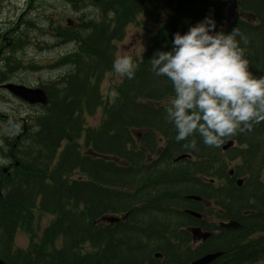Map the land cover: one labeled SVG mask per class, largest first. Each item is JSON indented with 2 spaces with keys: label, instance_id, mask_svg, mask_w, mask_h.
<instances>
[{
  "label": "trees",
  "instance_id": "trees-1",
  "mask_svg": "<svg viewBox=\"0 0 264 264\" xmlns=\"http://www.w3.org/2000/svg\"><path fill=\"white\" fill-rule=\"evenodd\" d=\"M146 1L148 0H112L109 2L110 6L105 3L106 7L112 8L110 12L116 17L112 26L123 15L129 17L128 20L125 19L128 22L142 13ZM232 1L234 4H241L240 0ZM254 1L264 7L263 0ZM228 3L229 0H189L188 8L185 10L179 2V17H174L173 9L169 14L171 18L168 26L152 33L153 42L148 52L144 54L146 60L137 68L140 75L132 80L125 78L120 85L113 87L115 103L111 102L109 110L103 109L104 120L95 129L85 126L83 116L85 113L92 114L94 106H101L99 82L106 73L112 72L115 49L111 46V41L116 39L115 34L120 25L111 30L109 22H104L95 32L89 31L85 38L87 43L80 46L77 54L66 56L76 73L71 79L79 77L80 83L76 80L70 81L68 77V86L62 90L63 99L58 101L55 107L50 101L45 112L35 119L36 125L39 123L41 127L44 139L35 148L37 151L35 158L39 164L36 168L33 165L34 168L30 171L31 174L34 172L31 188L33 197L30 205L26 201H17L15 199L18 189H12L7 194L6 202L0 204V264H181L179 260L182 254L179 246L170 244L173 243L170 230L160 225L157 219L149 220L140 214L132 213L124 222L112 227L94 226L92 222L103 214L126 211L125 201L133 198H127L123 187L127 172L132 168V164L128 169L122 164L123 160L129 159L126 144L130 142L129 129L151 127L147 125H152L156 120L163 124L167 122L166 113L162 110H153L143 103L137 104L138 101L156 102L169 99V96L172 99L174 96L171 82L164 77H156L153 74V80L161 83L158 86L150 79L145 86L140 84L146 76L144 72H152L150 60L153 55L156 51H170L174 34L187 32L186 26L192 23L187 15L197 23L206 15L216 14V23L219 24L221 9L228 6ZM134 5L136 6L133 8ZM234 29L232 27L224 33H231ZM236 29L243 31L241 28ZM120 33H123V28ZM237 39L239 40V37ZM91 41L96 43L92 45ZM241 47L244 48L252 75L258 79L264 78V43L249 42L246 47L241 43ZM149 54L150 59H147ZM141 87L145 90L139 91L138 88ZM136 110L142 112L144 119L149 118L150 121H137ZM172 132L171 129L165 135L169 142L172 139ZM189 139L197 141L198 150H192L198 160V165L194 169L207 170L199 174L206 176L221 174L223 178H227V167L223 165L221 169L214 168L222 158L235 161L237 153L243 158L241 163L233 166V169L238 177L245 175L246 184L251 182L250 178L255 174V169L264 166V123L255 125L251 132L230 138L243 147V151L240 152L232 150L233 157L223 156L219 149L205 146L198 135ZM81 141L85 142L87 147H79ZM186 143L188 141L178 142L179 150L174 149L173 153H184L182 147ZM85 149L102 158L94 159L90 155H83L81 150ZM210 149L215 151L213 155ZM45 152H49V157L44 156ZM131 154L136 157L134 152ZM196 154L204 156L198 157ZM44 158L47 160L43 165ZM207 158L209 160L204 161ZM258 158L261 160L256 166L251 167L250 159ZM90 164H94L92 172ZM61 177L64 178L63 181ZM29 183L30 181L25 185ZM138 183L137 179L133 180V185ZM255 184V190L262 191L263 185L258 180ZM204 190L193 195L199 193L205 194L206 197L212 195L211 187H204ZM253 198L252 194L244 197V205ZM45 213H49L52 220L40 230L38 222ZM31 222L34 223L35 229L30 235V240L36 244L32 245L30 241V247L36 248L37 251L16 252L11 245L12 236L19 229H29ZM138 224L157 226V234H148L147 238H144L145 235L137 234L135 230ZM241 232L239 264H255L258 253L264 255V252L255 250L250 240L254 232L253 223L242 225ZM150 241L155 244L152 245L153 242ZM159 250L164 254L163 261L151 257ZM234 254L233 250L232 257Z\"/></svg>",
  "mask_w": 264,
  "mask_h": 264
},
{
  "label": "flooded vegetation",
  "instance_id": "flooded-vegetation-1",
  "mask_svg": "<svg viewBox=\"0 0 264 264\" xmlns=\"http://www.w3.org/2000/svg\"><path fill=\"white\" fill-rule=\"evenodd\" d=\"M61 1L70 5L75 13L80 12H76L74 6L80 8L84 2L83 0ZM111 1L109 0V2ZM240 1L241 4L230 3L229 7L224 6L221 9L220 21L216 30L226 31L232 27L241 28L244 31L241 32L249 42H264V12L258 10L254 0ZM17 4L22 5L23 9L15 30L21 27L28 30L31 27L38 31V35L29 39L26 34L16 37L15 34L9 35L0 31V204L6 202L7 194L12 189H18L15 200L20 202L31 200V192L30 190L28 192V189H30L33 180L30 171L34 162L33 151L37 139L35 134L37 127L34 128L33 125V111L36 107L29 106L12 97L3 90V85L15 84L28 88L38 87L43 90L45 87L47 92L44 91L47 96L50 97L53 92V96H55V90L60 85L61 87L65 85L64 75L63 80L58 77V79L51 80L52 82H38L36 84L28 83L22 78V71L34 73V58L36 56H34L31 45L39 46V53L46 49L45 42H50L53 46H81L87 43L86 39L82 37V33L95 31L99 28L94 21L89 22L82 30L83 24L72 22L66 18H58L59 24L55 27L56 33L54 34L43 24H35L34 19L28 17L27 9L41 17L42 21H46L48 17L54 16L50 7H57V4L53 2L50 4L49 0H21ZM2 6L6 5L0 0V7ZM89 16V14H84V17ZM22 20L25 22L21 24ZM60 23L65 27H62ZM90 43L93 45L96 42L91 41ZM62 62L63 60L59 66L63 65ZM154 85L158 84L155 83ZM138 90L144 91L145 88L141 87ZM22 109H28L29 113H24L21 116V112H24ZM44 112L38 110L39 115ZM171 129L173 130L172 139L169 142L165 135ZM176 134L174 126L168 121L163 124L156 120L151 127L139 130L133 146L135 147V155L143 169L140 170L135 179L137 161L130 157L133 150L132 146L128 145L127 156L129 159L124 161V165L129 168L132 164V168L127 172L123 187H125L127 198H133L125 201L126 211L140 214L149 220L155 217L163 219L160 220V225L170 228L173 237L182 235L185 237V243L184 239H179L181 245L184 243L181 252L192 255L191 261H196L195 259L201 256L215 252L222 253V257H227V261H230L231 248L235 243H240L242 225L245 226L251 222L253 224L260 223L259 228L254 231L253 239L256 244L259 240L264 239V195L255 196L250 201L252 202L251 208L242 209L238 203L234 204L231 200L232 196H239L237 192L240 188L237 187L239 183L234 181V175L229 174L227 178L218 177L219 182L216 180L215 183L207 182L204 177L197 175L194 177L195 182L189 181L188 175L193 173L192 170L197 167L198 162L193 161L191 166L187 167L183 165V159L176 161L178 157L184 156L183 153H173L172 146L176 141ZM129 138L132 139L130 135ZM168 155L170 156L168 157ZM167 157L168 161L166 160ZM179 163L182 164L178 166ZM221 163L224 162L219 160L214 170L221 169L224 165ZM184 169H187L185 174H183ZM90 170L91 172L94 170V164H90ZM26 171L30 173H26ZM179 176L184 181L185 186L191 187L190 196L183 195L180 201L177 199L175 189ZM62 179L64 178L61 177ZM136 179L139 183L133 185V180ZM47 180L49 181V177ZM28 181L30 183L25 185ZM228 181H233V183L230 184ZM204 187H211L212 195L210 197L201 193L193 195L198 191L204 192ZM231 222L238 223L240 227L236 229L221 227L222 224ZM138 227L144 229L142 235L157 234V226L138 224ZM193 230L201 231V234L202 232L210 234V236L205 240L194 241Z\"/></svg>",
  "mask_w": 264,
  "mask_h": 264
},
{
  "label": "clouds",
  "instance_id": "clouds-1",
  "mask_svg": "<svg viewBox=\"0 0 264 264\" xmlns=\"http://www.w3.org/2000/svg\"><path fill=\"white\" fill-rule=\"evenodd\" d=\"M214 15H206L186 33L177 32L170 51H156L151 71L171 82L174 93L166 119L176 130V141H188L197 149L199 136L210 148H220L225 139L251 132L264 123V78L249 70L244 48L249 43L237 29L217 31ZM239 37V40L237 39ZM113 70L128 80L137 66L127 55L116 58Z\"/></svg>",
  "mask_w": 264,
  "mask_h": 264
},
{
  "label": "rangeland",
  "instance_id": "rangeland-1",
  "mask_svg": "<svg viewBox=\"0 0 264 264\" xmlns=\"http://www.w3.org/2000/svg\"><path fill=\"white\" fill-rule=\"evenodd\" d=\"M6 6L0 7V31L2 33H7L9 35L15 34L16 37L18 36H24L25 34L29 37V39L34 38L38 35V31L33 30L31 27L27 30L25 28H18L15 30L16 25L18 23V20L21 17V11L23 9L22 5H17L18 2L16 0H2ZM157 2V4H160L165 8L167 3L171 0H154ZM173 3H175L176 0H172ZM50 4L53 2L57 4V7H50L51 10L54 12V16L52 18L48 17L46 21H42L41 17H38L32 10L27 9V15L30 19H34L35 24H43L45 27L51 31V33H56L55 27L59 22L57 21L58 18H66L71 20L72 22H79L81 23L82 30L85 28V26L88 25L89 22H94L93 19L90 17H84V14L82 12L80 13H75L71 6L68 4H64L61 0H49ZM41 3V2H40ZM182 2L180 1V5ZM179 5V2H178ZM178 5L175 8L174 12V17L177 18L179 17L178 13ZM186 10V7H184ZM166 12H168L166 10ZM170 12V11H169ZM45 17V16H43ZM188 17V15H187ZM147 19V24L145 30H139L135 28H130L126 30V34L123 37L121 42H116V55L115 59L127 55L130 56L133 59H139L141 53L146 49V41H147V35H148V30H154V29H159V27L162 24V16H158V21L152 22L151 20L148 21V17L146 16ZM165 20V17H164ZM163 20V22H164ZM25 21L22 20L20 23H24ZM61 24V23H60ZM62 27H65L63 24H61ZM56 40V38H55ZM35 44V43H33ZM45 47L46 49L42 52H38V49L40 48L39 46H32L31 49L35 54H40L41 58L44 60L45 64H48L49 68H45L39 71H36L37 69H34V73H31L29 71H22V78L28 82V83H38V82H52L51 80L53 79H58V77L62 78L63 75L65 76L67 73H69L72 69V66H65V65H58V57L64 56L66 54H74L76 51L74 50L75 48L72 46H59V47H53L50 42H45ZM141 49L140 52L138 49ZM75 51V52H74ZM70 54V55H71ZM29 56H31V53H29ZM37 59V57H36ZM114 59V60H115ZM58 66L57 68H55ZM140 72L137 71L135 74L136 76H139ZM118 77V74L114 72H110L107 74V76H104L101 78L99 82V94L100 95H105V93L108 90H111L112 84H115L114 78ZM153 77V76H151ZM150 80L155 84H158V81H154L153 78H150ZM44 90L47 92L46 88L44 87ZM98 111V110H96ZM95 111V112H96ZM103 118L102 112L98 111L97 114H93L92 117L89 119L86 118V124L89 125L90 127H96L99 123L100 120ZM84 144V143H83ZM216 149V148H214ZM220 151V148H219ZM211 155L215 153V151L210 149ZM229 153V152H228ZM230 154V153H229ZM213 157V156H211ZM231 164H234L232 161ZM231 166H229V169H232ZM260 180L264 181V171L261 173ZM124 183V182H123ZM252 192L250 187H245V190L243 191L242 194H239V196H246ZM47 224L46 219H42L41 221L38 222V225L40 226V229ZM32 234L35 229L34 223L31 222L30 225ZM29 238L23 234H20L15 238L14 245L17 249L20 250H27L29 247L28 243Z\"/></svg>",
  "mask_w": 264,
  "mask_h": 264
},
{
  "label": "bare ground",
  "instance_id": "bare-ground-1",
  "mask_svg": "<svg viewBox=\"0 0 264 264\" xmlns=\"http://www.w3.org/2000/svg\"><path fill=\"white\" fill-rule=\"evenodd\" d=\"M249 2V1H248ZM258 6V10L260 11V12H264V7L263 6H260V5H257ZM76 27V26H75ZM95 32V31H94ZM89 33V31H87V32H83L82 33V37L83 38H86L87 37V34ZM74 54H77V51L74 53ZM74 54H71V55H69V56H72V55H74ZM69 58H66V59H63V65H65V66H71V63H69V60H68ZM77 60V62H78V60H79V57L76 59ZM144 73H146V76H145V78H144V80L140 83V84H143L144 86L147 84V82H148V80L150 79V78H152L151 76H153V73L152 72H144ZM76 73L73 71V70H71L69 73H67L64 77H65V85L63 86V87H61V85H60V87H58V89H56L55 90V93H56V95L55 96H53V94H54V92L53 93H51L50 94V97H49V105H50V101H52V104L54 105V107H55V105L58 103V101H61L62 99H63V96H62V90H64V88L66 87V86H68V77H69V79H70V81H73V80H76V81H78V83H80V78L78 77L77 79H71V77L73 76V75H75ZM63 77V78H64ZM63 78H62V80H63ZM62 80H61V83H62ZM166 79H164V81H165ZM159 84H161L160 82H158V85ZM157 85V86H158ZM61 97V98H60ZM54 98H57V99H54ZM95 105H96V102H95ZM97 106V105H96ZM96 106H94V107H96ZM143 114H142V112H140V111H138V110H136V114H135V119L137 120V121H141V122H144V121H150L149 120V118L148 119H144V115L142 116ZM45 116V115H44ZM43 117V116H42ZM143 125H146L145 123H143ZM147 126H151V124H148ZM36 127H37V129H36V135H37V139L35 140V145H34V151H33V160H34V162H33V165L35 166V168L38 166V164H39V162L37 161V159L35 158V155H37V151L35 150V148L37 147V146H39V143H40V141L42 140V139H44L43 138V133H41V127H40V125H39V123H37V125H36ZM177 141H175L174 142V145L172 146V148H173V150L174 149H177V150H179V147H178V145H177ZM127 147H128V145H130V142L128 141L127 143ZM49 152H45L44 153V156H48L49 157ZM171 155V154H170ZM170 155H168V157L170 156ZM198 157H202V156H204V155H198V154H196ZM235 155V154H234ZM47 157V158H48ZM130 157L131 158H133V159H135L136 161H137V164H136V168H135V177H134V179L139 175V173H140V170L141 169H143V166L140 164V161H139V159L137 158V157H135V156H133L132 154H130ZM168 157H167V161H168ZM233 157V156H232ZM47 158L45 159H43V165H44V163L46 162V160H47ZM209 158V157H208ZM205 159L204 161H207V160H209V159ZM235 158L236 159H240V160H242L241 158H243V157H240V155H238V153L235 155ZM251 160V162H250V166L251 167H254V166H256L257 165V163L261 160V158H258V160L257 159H250ZM83 162H85L86 163V161H83ZM169 163V162H168ZM70 165V164H69ZM33 168L34 167H32V170H33ZM45 168V167H44ZM184 171V173L183 174H185V172L187 171V169H184L183 170ZM204 171H207L206 170V168H202L201 170L200 169H194V170H192V172L193 173H191V174H189L188 175V179H189V181H193V182H195V179H194V177H195V175H197V174H199V173H202V172H204ZM33 174H34V172L32 173V177H33ZM182 174V173H181ZM181 176V175H180ZM180 176H179V179H178V181H177V183H176V185H175V189H176V192H177V199H178V201H180V198H181V196H183V195H186V196H190V193H191V187H187V186H185L184 185V181L180 178ZM127 177V176H126ZM33 181V180H32ZM230 184H232L233 183V181H228ZM32 186H33V182H32V185H31V187H30V189H28V192H29V190H30V192H31V200L30 201H28V200H26V202L28 203V205H30V203H31V201H32V197H33V190L31 189L32 188ZM260 191L259 190H255V191H253L251 194L253 195V197H255V196H257V195H264V193L263 192H261L260 194ZM249 196V195H248ZM247 196V197H248ZM231 200H232V202L234 203V204H239L240 206H244V199L241 197V196H232L231 197ZM110 214V213H109ZM105 215H108V214H103V215H101L99 218H97L96 220H94L92 223H93V225L94 226H96L95 225V223L96 222H98L103 216H105ZM135 230L137 231V234H140V235H142L143 233H144V229L143 228H141V227H138V225L136 226V228H135ZM144 236V235H143ZM143 236H140V237H142L143 238ZM144 238H147V236L145 237L144 236ZM151 242H153V241H150V243ZM232 243V242H231ZM145 244V243H144ZM153 244H155L154 242L152 243V245ZM159 245H160V243H159ZM229 245V244H228ZM144 247V246H143ZM158 248V247H157ZM258 250V249H257ZM162 251H163V248H162ZM155 253V252H154ZM170 256V255H169ZM152 257V256H151Z\"/></svg>",
  "mask_w": 264,
  "mask_h": 264
},
{
  "label": "water",
  "instance_id": "water-1",
  "mask_svg": "<svg viewBox=\"0 0 264 264\" xmlns=\"http://www.w3.org/2000/svg\"><path fill=\"white\" fill-rule=\"evenodd\" d=\"M7 88L12 93H16L19 96L23 95V96H20V97L30 101L31 103L37 102V103H40L42 105H46L47 104V97L44 95V93H42V91H39V90L30 91V90H25L23 88L11 86V85L8 86ZM24 96H27V98H25ZM230 146H231V144H228L227 146H225L224 150H226ZM101 221L105 222V223H108V224H113V223L118 222L119 220L115 219V218H102ZM224 227L225 228H234V227H238V226L235 225L234 223H231L229 225H225ZM155 257H157V256H155ZM216 257H217V255H209V256H206L203 259H201V260H199L197 262H194L192 264H208L211 261H213Z\"/></svg>",
  "mask_w": 264,
  "mask_h": 264
}]
</instances>
